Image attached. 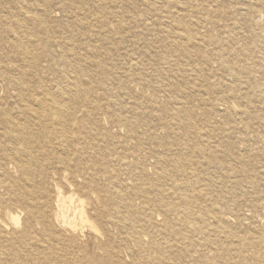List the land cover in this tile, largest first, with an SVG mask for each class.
<instances>
[{
    "label": "rangeland",
    "instance_id": "1",
    "mask_svg": "<svg viewBox=\"0 0 264 264\" xmlns=\"http://www.w3.org/2000/svg\"><path fill=\"white\" fill-rule=\"evenodd\" d=\"M20 5L34 9L40 23L26 22ZM15 21L33 40L31 67L12 59ZM260 57L264 0H0V107L75 88L72 128L81 151L68 157L62 191L82 200L96 232L79 229L66 249L70 262L264 264L254 244L255 229L264 230ZM176 166L184 168L179 177ZM8 170L16 176L0 161V173ZM56 179L50 172L49 184ZM116 193L125 195L123 219ZM197 223L205 234L188 228ZM215 226L237 238L222 241Z\"/></svg>",
    "mask_w": 264,
    "mask_h": 264
},
{
    "label": "bare ground",
    "instance_id": "2",
    "mask_svg": "<svg viewBox=\"0 0 264 264\" xmlns=\"http://www.w3.org/2000/svg\"><path fill=\"white\" fill-rule=\"evenodd\" d=\"M33 10L34 9H31L28 6L20 5L21 16L26 20V22L38 24L40 21L35 13H33ZM88 15H90V13ZM261 16L262 15L260 14V17ZM223 20L225 19H222V21ZM77 24L82 25L83 23ZM19 29L20 24L17 21L13 22V28L9 31L12 40L9 45V48L12 52L11 56L13 60L17 58L21 60L26 65V67H31V60H33V58L27 59V57L29 58L32 56L31 48L33 46V40L29 35H27V37H25L24 34L21 35ZM177 39L179 41H184L186 44L190 42V38L183 34H179ZM261 60L263 59L261 58ZM11 70L18 71L15 67H12ZM228 75L231 77L232 74ZM233 75L235 76V74ZM71 81L74 82L75 80ZM231 82L235 81L231 80ZM13 84L14 88L20 93L24 91V85L21 81H13ZM233 88L234 86H232V89ZM32 91H30L31 95H33ZM45 91H42L39 97L25 98V104L22 106L14 107L12 109L0 107V123L2 121L1 124L3 126L2 131L0 132V147H2L4 151H2L0 161L10 166V170L16 175L15 177L11 176L9 170L8 172L3 171V173H0V190H2V193L0 194V205L4 204L9 209H0V264L8 263L7 260L10 258L6 259L8 257H6V253L11 254V259L15 264H75V262H70L67 258V247L70 243H73L74 238H76V235L79 233V229H82L88 225L90 230L92 229V231L94 230L96 232V229L92 226V224H89L90 222L88 221L85 210L83 209L82 200H80V198L74 200L73 195H68L67 191H62V189L66 188L62 185L63 183L66 182L69 186L68 179L65 174L66 170L69 171L68 157L74 152L81 151L79 146L81 144L76 137L74 129L72 128L75 119V108L72 106L74 104L70 103V100L72 95H76L75 88L69 90L60 89L54 91L53 93H48ZM1 106H3V104ZM2 143L5 144L2 146ZM140 153H142V151ZM222 169H224L223 166ZM176 171L179 177L182 173H184V168L182 169L180 166H176ZM50 172L56 175L57 179L51 181L49 184ZM84 175L85 174H83V176ZM157 175L159 177L162 176L159 173H157ZM91 178L87 179L91 180ZM208 182L210 181L208 180ZM210 186V183L206 184L207 188ZM116 194V198L119 199L117 206L119 208L117 213L121 217L120 219H123V213L125 212L126 207L124 203L125 195L118 193ZM207 195L208 190L207 193L205 192L203 195L200 194V196L197 198L200 199ZM195 197L196 196H192V198ZM216 197L217 199L220 198V194L217 193ZM188 200H190V197H188V195L184 196L180 206L182 208L187 206L189 203ZM170 208L174 210L173 206H170ZM185 210L188 212V209ZM219 216L217 217L219 218ZM199 220L203 221L204 216L199 218ZM217 221L219 220H216V222ZM190 226L192 227L188 228L193 229L194 232L199 234L203 235L206 232V228L203 224L198 225L197 223L191 224ZM215 227H219L217 230H215V232L223 238L222 241L232 242V240L237 238L236 234L234 235L229 231L227 232L225 228H221V226ZM255 233L258 237L254 244L260 251L258 254L264 257V230L262 231L259 230V228H256ZM222 241L220 242L223 243ZM16 245L19 247L21 246L22 251L23 249L32 250L29 253H26V251L24 254L20 251V253H18L14 247ZM228 248H230L229 245L225 247L226 252L228 251ZM243 249L244 247L241 245V247H239L236 252L241 254ZM104 251L107 254L111 253V251H108V249H105ZM134 259L136 260V258ZM240 260L241 262H245L244 258Z\"/></svg>",
    "mask_w": 264,
    "mask_h": 264
}]
</instances>
